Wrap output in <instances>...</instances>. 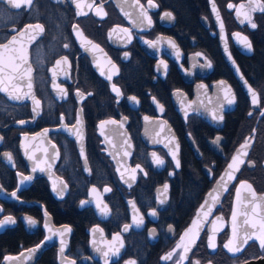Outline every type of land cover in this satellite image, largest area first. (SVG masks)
<instances>
[{
    "label": "flooded vegetation",
    "instance_id": "obj_1",
    "mask_svg": "<svg viewBox=\"0 0 264 264\" xmlns=\"http://www.w3.org/2000/svg\"><path fill=\"white\" fill-rule=\"evenodd\" d=\"M247 2L214 0L223 22L222 32L212 0H153L156 7H150L148 0H139L151 25L146 20L141 23L139 6H130L134 0H33L31 7L20 9L0 0V43L16 36L5 56H17L23 47L28 61L23 67L32 68L31 89L25 75L10 83L5 81L8 90L0 91V188L6 194L16 193L15 198L0 199V219L11 216L16 221L0 233V264L7 256H16L41 243L45 216L50 217L53 228L69 233L67 249L63 251L67 263L61 264H105L97 249L109 252L108 264H176L180 255L186 256L181 264H241L264 256L258 240L242 243L245 231L242 234L239 229L238 216L244 188L240 189V199L236 198L241 181L251 184L257 195H264V116L260 114L264 111V12L257 8L249 13L257 25L253 29L247 20L241 23L244 16L238 18L235 8H228L229 3L239 6ZM76 3L82 7L78 9ZM259 3L264 4V0ZM88 4L93 6L89 8ZM101 6L105 15L97 14ZM166 12H171L174 19L166 18ZM37 23L43 26V32L30 28L23 36L18 35L27 25ZM74 25L84 39L102 51L82 46ZM235 33L248 38L251 50L234 38ZM157 38L161 39L155 48L144 42ZM169 40L175 48L168 44ZM209 61L211 68L202 67ZM108 75L111 80L106 78ZM220 81L225 84L220 85ZM113 85L120 90L119 97ZM249 86L259 97L257 105L252 103ZM226 88L236 98L232 105L224 101ZM13 96L30 101H17ZM33 96L40 101L39 111L31 102ZM197 99L207 106L199 107L201 102L197 103L191 108L193 113L186 106L175 108V101L195 104ZM78 102L84 136L80 149L60 130L74 125ZM220 104L224 107L218 115L222 114L223 120L216 121L211 111ZM196 111L209 113V122ZM145 117L161 120L171 128L179 146V167L162 144L145 142ZM109 120L116 123L101 128L99 124ZM45 129H52L47 136L59 154L54 172L63 180V188L54 192L56 197L44 177L32 175L20 150L21 136H33ZM105 130L107 135L103 134ZM107 136L114 140L107 141ZM217 137L219 143H213ZM245 140L250 146L245 162L205 220L192 250L186 254L181 248L170 259H163L176 248L196 218L205 194ZM114 152L130 168L122 182L110 158ZM4 153L11 154V161ZM153 153L164 159V165L153 162ZM61 191L63 197L58 198ZM81 201L89 203L81 206ZM233 210L237 213L239 237L230 247H240V251L224 247L232 237ZM152 211L155 216L149 215ZM247 212L249 219L252 214ZM26 217L36 220V225H29ZM217 217L222 219L217 221ZM213 221L217 224L215 247H210ZM125 225H129L127 230ZM117 236L119 239H114ZM188 241L186 237V246ZM117 248L119 254L112 255L110 249ZM58 252L59 246L52 244L33 264H60ZM18 264H29V258Z\"/></svg>",
    "mask_w": 264,
    "mask_h": 264
},
{
    "label": "snow or ice",
    "instance_id": "obj_2",
    "mask_svg": "<svg viewBox=\"0 0 264 264\" xmlns=\"http://www.w3.org/2000/svg\"><path fill=\"white\" fill-rule=\"evenodd\" d=\"M3 2H6L11 8L14 9H20L22 6H27V7H31L33 4V0H3ZM75 2V0H74ZM148 5L150 7H156V5L153 3V0H148ZM93 5L92 4H88L87 7L91 8ZM130 6H139L140 8V17H142L141 23H143L144 20L147 21V23L149 25H151L152 20L151 18L147 15V12L144 10V5L139 3V0H134V5H130ZM76 7L78 9H80L82 7V5L80 3H76ZM228 8L229 9H236V16L239 18L241 17V15L244 16V19L241 20V23H244L245 20H247V22L250 24L251 28L255 29L257 27V25L252 22V19L249 15L250 12H255L257 10V8L259 9V11L264 12V4H260L259 0H248L247 5L244 3H241L239 6H236L232 3L228 4ZM212 9L213 12L216 14L217 20L220 22V28L221 31L223 32V22L220 20L219 17V12L216 8V5L214 3V0H212ZM243 10V11H242ZM87 13L84 12H78V15H86ZM97 14L99 15H105L102 11V6L99 7L97 9ZM125 15H129V13H125ZM164 16L168 19H174L173 15L171 12H166L164 13ZM74 29L77 31V35L78 37L81 38L82 40V46L85 45H91L92 49L95 50H99L102 51V49H99L98 45L93 44L90 40H86L83 38V33L80 32L78 30V26L74 25L73 26ZM30 28H35L37 30H39L40 32H43V26L39 23L37 24H29L26 26V29L21 31L20 33H18V35L23 36L24 35V31H26L27 29ZM143 30V29H141ZM13 31H15V29H13ZM127 31V30H125ZM234 38H236L238 41H240L245 48H247L248 50H251L252 45L251 42L248 40V38L246 36H241L240 33H235L234 34ZM130 39V37H129ZM161 38H157L156 41H150V40H145L144 42L146 44L149 45V47H153L155 48L157 46V44L160 42ZM16 42V36H13L7 43H0V85H4L3 87H0V91H7L8 90V85L5 84V81H8L9 83L12 80H16V79H23L25 75L28 76L29 78V83H28V88L31 89L32 84L30 82V78H31V72H32V68L29 65L27 68H24L23 66L25 64L28 63L27 61V56H26V50L23 49V47H21V49L19 50V55L17 56H5V52L7 50H9V46L13 43ZM168 44L175 48L176 45L174 44L173 41L169 40ZM65 48L68 47L67 44L64 45ZM227 51V48L225 49ZM15 51V50H13ZM178 54V53H177ZM125 57L128 56V53L124 54ZM200 53H197V56H200ZM229 59H231V56H229ZM17 61H19L17 63ZM57 65H59L61 63L60 60H58ZM64 63H67V58H64ZM161 64H163V61H161ZM211 62H206L205 65H202V67H208L211 68ZM167 66L165 65V68ZM23 68V72H20V69ZM113 68H115V65H113ZM8 69L11 70L10 74L9 71H7ZM237 71H239V69L237 68ZM103 75V72L101 73ZM107 79L111 80L112 77L111 75H108L106 77ZM243 78V77H242ZM247 83V82H245ZM220 85H224L225 82L224 81H220L219 82ZM11 87L13 89H16L17 91L19 89H17V86L15 84H12ZM54 87H56V85L54 84ZM112 90L113 92L116 93L117 97H119L121 95L120 90L113 85L112 86ZM61 91H64L63 89H61ZM248 92L250 93L251 97H252V103L253 105H257L259 102V97L257 95V93L251 88V86L248 87ZM231 93V89L230 88H226L225 89V95H224V101L228 104V105H232L236 102V98L234 95L230 94ZM78 95H83L82 93H77ZM11 95V94H10ZM88 95H91V93H88ZM12 98L15 99H20V96H13ZM34 104L39 107L40 105V101L36 100L35 97H32ZM130 100L132 101H136L135 97H129ZM154 102H155V98H153ZM118 102V101H117ZM138 103V101H137ZM158 107H160V111L163 112V107L161 105H157ZM190 107V105H189ZM224 105L220 104L218 106L217 109H214L211 111V117L213 120L216 121H222L223 120V115L220 114L218 115L219 111H222ZM33 111H36V109L34 108ZM262 116H264V111H262L260 113ZM249 115H252V113L250 112ZM145 120H148V117H145ZM20 123H23V121H20ZM77 123H80V121L78 120ZM107 123H111V124H115L116 121L115 120H109V121H104L101 123V128H103L104 124ZM120 127H123V124L120 125ZM45 135L47 134V129H45ZM77 135H79V133H76ZM3 138L0 137V140H2ZM220 137H217L216 140L213 141V143H219ZM53 148H55V145L52 146ZM178 145L176 146L177 151H173L171 153L173 160L176 162V166L179 167V160L177 159V152H178ZM249 144L247 143V140H245V142L243 144L240 145V148L237 150L236 154L232 157L231 162L228 164L227 168L230 171H226L225 175L228 177V179H235V177L232 175L233 171H239L240 169V165L244 164V159H242V157H246L248 155L247 149L249 148ZM81 155L83 156V150H81ZM125 155H127V153H125ZM153 162L158 165V166H162L164 165L165 161L164 159L160 158L159 156H157L156 153H153ZM4 156L7 157V159L9 161H11L12 157L10 153H4ZM32 157H29V159H31ZM85 162H87L86 157H85ZM251 164V162H249ZM38 166V165H37ZM49 167H51L49 165ZM137 168H139V165H137ZM41 171H44L43 168L40 169ZM119 171V169H117ZM33 171H36V168H33ZM140 171H143V169H140ZM31 177H24V180H30ZM225 177L221 176L220 178V182H217V187L215 189H213V193H215V195H213V193H209V197L212 200V204H209L208 200H205L204 204L201 205V209L200 211L197 212V216L196 218L193 219L191 225L188 227V229L183 233V235L180 237V242L176 245V248L173 249L172 252H170L168 255H166L165 257H163V259L167 260L170 259L172 256L176 255L177 251L180 250L181 248H183L184 252L187 253L189 251V248L185 245V238L190 237L189 243L190 244H194L195 240L198 238L199 236V231L201 230V225L204 223V220H201V212L203 213V217L205 218V220L207 219V217L212 213L213 211V204H215L216 200H218L219 198V194L221 191H227V183L224 182ZM131 186V185H129ZM64 187L66 188L67 185L65 184ZM168 186L164 185V190L167 191ZM242 188H246L249 193H250V201L249 203L252 205L251 211L253 214V218L252 219H245L243 221L244 225H249L251 228L253 229H257V231L254 232H247L245 231L244 236L242 238V243L243 244H247L249 240L251 239H256L259 241L260 247L261 249H264V215L260 214L259 212H257V209H260L262 207V204H264V195H261L259 197H257V193L255 192V190L252 188V185L247 183L246 181H241L239 184V187L236 189V198L237 200L240 199V189ZM53 190L55 191V184L53 185ZM111 189L106 188L105 191H110ZM96 189H93V192H95ZM59 196H61V198L63 197V192H58L57 193ZM11 195L15 198L16 197V193L13 192L11 193ZM259 201V202H258ZM89 203V201H81V206H84L85 204ZM160 203H164L163 200L160 201ZM208 205L207 210H204V206ZM247 206V205H246ZM97 207H99V204H97ZM133 207H135V205L133 204ZM107 208V206L105 205V208L102 209V211H105V209ZM3 210L0 209V212H2ZM45 215H47V213H45ZM149 215L155 216L156 212L152 211L149 213ZM247 215V214H245ZM27 223L31 226H35L37 221L32 219L31 217H26L25 218ZM222 218L217 217L216 220H220ZM231 221H232V237L228 240V242L224 245L225 248H228L229 251H240L241 248L240 247H236L235 249H233L232 247H230V245H233L234 241L238 240L239 237V233H238V225L236 223L237 221V213L235 210H233L232 212V216H231ZM143 221H139L137 222V226H139L140 223H142ZM16 221L11 217V216H6L3 219H0V228L4 227L7 224H15ZM47 227V225H46ZM129 227V225H125L124 228L125 230H127ZM216 229H217V224L215 221L212 222V234L208 237V241H209V246L210 247H215L214 244V240H215V233H216ZM66 231H71L70 228H66ZM93 231H96L95 229H93ZM169 231H172L171 227L169 228ZM60 233H53V235H57ZM62 235V234H61ZM46 239H51V237H46ZM114 239H119V237H114ZM61 254L64 251L63 248V240L61 241ZM40 245L37 246V248H39ZM122 247V245H121ZM37 249H31L29 250L30 252L34 253ZM98 252H101V255L105 258V264H108V256H109V252L107 251H101L100 249H97ZM110 251L112 252V255L116 256L119 254V249H115L112 250L110 249ZM5 259L7 260H11L14 259V257H6ZM186 259V256L184 255H180L178 256L177 260H176V264H181L182 261H184ZM71 264H75L74 261L71 262ZM129 264H135V261H130ZM193 264H199V261H195L193 262Z\"/></svg>",
    "mask_w": 264,
    "mask_h": 264
},
{
    "label": "water",
    "instance_id": "obj_3",
    "mask_svg": "<svg viewBox=\"0 0 264 264\" xmlns=\"http://www.w3.org/2000/svg\"><path fill=\"white\" fill-rule=\"evenodd\" d=\"M230 65L234 69V64L230 63ZM25 68H26V66H25ZM95 69L98 70L97 67H95ZM20 100L30 101L29 99H18L17 101H20ZM204 100L209 104V102L207 101L208 100L207 98H204ZM31 102H32L33 106H35L36 109L39 111L40 105H39V107H37L34 104L32 97H31ZM200 102H201V105H198L199 107H206L207 106V104L203 100L197 99L195 104H194V102L187 104L185 102H176L175 101V108L180 110V108H183L186 106V107H188V110L193 113L191 108L195 107L197 105V103H200ZM189 105H190V107H189ZM81 111H82L81 106H80V103L78 102L77 103L76 121H75L74 125L72 127L71 126L70 127H64L63 126L60 129L61 131L66 133L70 139H72L76 142L79 149H80V145L83 147V144H84L83 119H82ZM196 112L198 113V115L200 117H202L203 120L209 122V113H207L206 111H196ZM78 120L80 121V123H77ZM108 124L109 123L104 124L103 128L107 129ZM99 125H101V124H99ZM159 125H160V127H159ZM143 127H144L143 138H144L145 142H147V143L152 142L153 144H162L167 149V151L170 153V156L172 158L171 153L173 151H177L176 146L178 145V142H177L176 137L173 134L171 128L168 126V124H166L165 122H163L161 120L148 118V120H145V119L143 120ZM51 130L52 129H47V133L50 132ZM55 130L56 129H53V131H55ZM107 132H108V130H105V131H103V134L107 135ZM120 132L122 133V131H120ZM44 133H45V130H42L33 136H21L20 150H21V154H22L23 158L27 162L28 168H29L30 172L32 173V175L35 174L37 176L44 177L48 181L53 195L56 197L54 192L63 188L62 187L63 180L61 178H59L54 172V165H55L56 161L58 160L59 154H58V150H57L56 146H55V148L52 147L55 144L48 138V136H47L48 134L45 135ZM76 133H79V135H77ZM104 135H103V139H104ZM122 137H124L123 134H122ZM124 138L126 139V137H124ZM106 140L109 142H112L114 140V138L112 136H107ZM249 148L247 149V152L249 151ZM111 149L112 148L110 147V150ZM237 150L235 151L234 155L236 154ZM29 157H32V158L29 159ZM110 158L113 162V165L115 167V170H116V173L118 175L119 180L121 182L126 180L127 175L130 171V168L128 167V162L123 161V157L120 156V154H117L116 152L111 153ZM177 159H178V152H177ZM242 159H244V161H245L246 157H242ZM172 160H173V158H172ZM230 162H231V160H230ZM174 163H176V162L174 161ZM49 165L51 167H49ZM227 166L224 169L221 176L225 177L224 182L227 183V191H228L235 179L230 180L225 175L226 171H230V170H228ZM242 166H243V164L240 165L239 171L241 170ZM34 167L36 168V171H33ZM41 168H43L44 171H41L40 170ZM117 169H119V171ZM239 171H233L232 175L236 178ZM221 176L215 181L212 188L205 194L204 202H205V200H208L209 204H212V200L209 197V193H213V189H215L217 187V182H220ZM54 184H55V191L53 190ZM64 189H65V187H64ZM227 191H221L220 192L218 200H216L215 204L212 205L213 209L215 208L216 204L222 200V198L225 196ZM213 195H215V193H213ZM259 196H261V195H257V197H259ZM12 198H14V197L11 194H6L0 188V199H12ZM58 198H61V197L59 196ZM250 199H251V197H250L249 191L246 188H244V191L242 194V199L240 202V213L238 216L239 229L240 228L242 229L241 230L242 234H243V231L254 232L257 230V229L251 228L249 225L245 227L243 224V221L245 219H248V212L247 211H250V213L252 214V211H251L252 205L249 203ZM207 207H208V205L204 206L205 211L207 210ZM257 212L264 215V204H262V207L260 209H257ZM245 214H247V215H245ZM252 218H253V214H252L251 218H249V219H252ZM44 219H45V221H44L45 236H44L43 240L41 241V243L38 244V245H40V247L37 248V246H38L37 245L33 248L21 251L18 255L11 256V257H14V259H11V260L5 259L4 264L24 263V261L27 258H29V264H33V262L41 254V252L45 248H47L48 246H50L52 244H56L59 246L58 262L60 264L62 262L67 263V260L65 261L64 254L63 253L61 254L60 249L62 246L61 245L62 240H63V248L67 249L69 233L64 232L62 230V228H53L52 224H51V219L49 216H45ZM201 220H204V222H205V218L203 217L202 212H201ZM203 224L201 225V229L203 227ZM46 225H47V227H46ZM9 226L10 225L7 224L4 227L0 228V233ZM200 231H199V233H200ZM53 233H60V234L53 235ZM46 237H51V239H46ZM190 237H191V234L189 237H187L188 240H190ZM195 243H196V240H195L194 244H190L188 241L187 247L189 248V251L186 254H188L192 250ZM34 248L37 249L34 253L29 251V250L34 249ZM7 257H10V256H7ZM241 264H264V256L256 258V259L248 260V261L243 262Z\"/></svg>",
    "mask_w": 264,
    "mask_h": 264
},
{
    "label": "trees",
    "instance_id": "obj_4",
    "mask_svg": "<svg viewBox=\"0 0 264 264\" xmlns=\"http://www.w3.org/2000/svg\"><path fill=\"white\" fill-rule=\"evenodd\" d=\"M61 217V216H60Z\"/></svg>",
    "mask_w": 264,
    "mask_h": 264
}]
</instances>
